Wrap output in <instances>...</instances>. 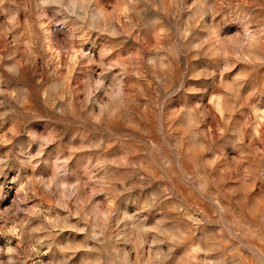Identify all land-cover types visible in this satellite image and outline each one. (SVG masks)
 <instances>
[{
	"label": "rangeland",
	"instance_id": "1",
	"mask_svg": "<svg viewBox=\"0 0 264 264\" xmlns=\"http://www.w3.org/2000/svg\"><path fill=\"white\" fill-rule=\"evenodd\" d=\"M0 264H264V0H0Z\"/></svg>",
	"mask_w": 264,
	"mask_h": 264
}]
</instances>
